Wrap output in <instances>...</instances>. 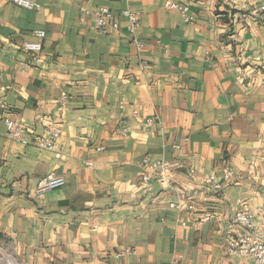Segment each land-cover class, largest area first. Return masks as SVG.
Returning a JSON list of instances; mask_svg holds the SVG:
<instances>
[{
	"label": "crops",
	"instance_id": "0c3cea01",
	"mask_svg": "<svg viewBox=\"0 0 264 264\" xmlns=\"http://www.w3.org/2000/svg\"><path fill=\"white\" fill-rule=\"evenodd\" d=\"M31 1L0 0V121L31 138L62 93L69 102L53 150L7 138L0 122V239L19 264H242L224 230L264 200V23L253 13L264 0ZM101 6L117 31L93 29ZM124 10L138 15L140 48ZM35 30L46 34L38 54L23 50ZM145 157L177 164L170 189L158 175L142 182ZM48 174L65 184L36 195ZM182 194L190 201L172 206Z\"/></svg>",
	"mask_w": 264,
	"mask_h": 264
},
{
	"label": "built area",
	"instance_id": "2783aa9c",
	"mask_svg": "<svg viewBox=\"0 0 264 264\" xmlns=\"http://www.w3.org/2000/svg\"><path fill=\"white\" fill-rule=\"evenodd\" d=\"M10 2L26 10H35L38 8V5L31 0H10ZM164 5L168 9L177 11L185 22L191 23L193 21V18L187 15V8L185 6L171 1H166ZM253 13L262 19L264 23V5H259ZM91 15L93 18V29L99 34H107L109 30L117 31L119 29V25L114 17V14L107 7L101 6L94 10ZM122 16H124L127 20V31L132 42L140 48L142 44L134 37L138 25V15L135 12L124 10L122 11ZM33 35L37 40L24 43L23 50L38 54L41 51V40L45 38L46 34L43 30H35ZM141 66L144 69L149 68V65L145 62H143ZM68 102L69 97L65 93H62L56 102V119L47 121L44 117L40 118L39 121L43 127L44 134L34 135L29 138L26 136L22 126L8 117H3L0 122L4 128V135L24 146L34 144L43 149L53 150L55 142L63 131V118L68 110ZM0 107L4 109V106ZM151 123L152 121L148 119L147 124L151 125ZM120 133L125 135L126 130L123 129ZM86 165L89 168L93 166L91 162H87ZM176 166V163L172 165L167 162L151 163L149 159L145 157L140 162V167L143 170L141 177L142 182L149 186L151 178L158 175V177H161L164 180L168 189H170L172 186L170 184L171 168ZM224 177L225 179L231 178L232 172L228 171ZM203 183L217 191L222 188V185L215 181V177L213 175L205 177L203 179ZM64 184L65 181L61 176L48 174L38 182L35 193L36 195L41 196L52 189L62 187ZM189 199H191L189 194H182L179 197L180 202H176L172 206L180 207V203L184 201L188 202L190 201ZM187 209L192 210L193 206L188 204ZM210 217L211 216H207L199 219L198 222L207 221ZM224 235L227 252L230 255L241 259L243 262L242 264H264V200L263 205L257 208L255 213L236 210L227 222ZM10 253L15 264H19L13 248H11ZM125 253L126 252H121L117 254L116 257L122 258ZM5 260L6 264H11L7 259Z\"/></svg>",
	"mask_w": 264,
	"mask_h": 264
},
{
	"label": "rangeland",
	"instance_id": "374dc122",
	"mask_svg": "<svg viewBox=\"0 0 264 264\" xmlns=\"http://www.w3.org/2000/svg\"><path fill=\"white\" fill-rule=\"evenodd\" d=\"M10 252L11 248L9 247V245L5 241L0 239V264H6L5 259H7L11 264H15Z\"/></svg>",
	"mask_w": 264,
	"mask_h": 264
},
{
	"label": "bare ground",
	"instance_id": "6f19581e",
	"mask_svg": "<svg viewBox=\"0 0 264 264\" xmlns=\"http://www.w3.org/2000/svg\"><path fill=\"white\" fill-rule=\"evenodd\" d=\"M5 256V255H4Z\"/></svg>",
	"mask_w": 264,
	"mask_h": 264
}]
</instances>
